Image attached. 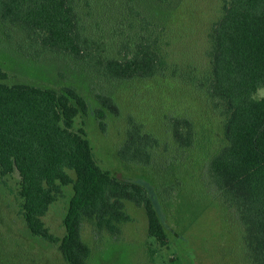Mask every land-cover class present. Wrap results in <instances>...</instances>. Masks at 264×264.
<instances>
[{"label": "trees", "instance_id": "trees-1", "mask_svg": "<svg viewBox=\"0 0 264 264\" xmlns=\"http://www.w3.org/2000/svg\"><path fill=\"white\" fill-rule=\"evenodd\" d=\"M222 1V14L209 32L211 68L196 82L225 116L222 143L206 151L207 170L197 176L204 174L205 185L235 208L249 261L264 264V96H255L264 86V0ZM179 4L0 0V23L26 32L19 46L29 53L70 54L96 73L118 80L153 78L167 68L163 44ZM97 98L99 106L91 108L74 84L11 82L0 66V183L6 186L8 176L18 175L20 212L28 228L57 244L68 264H90L84 222L91 223L95 235L102 230L121 234L123 223L132 219L126 201L145 208L148 232L159 246L170 240L146 186L98 162L85 116L92 113L105 131L107 112L119 115L120 106L110 94L99 93ZM171 126L177 150L196 144L198 131L189 117L175 116ZM162 143L159 134L130 118L118 154L139 166L155 167ZM179 154L170 155L171 167L181 163ZM68 185L73 193L63 219L65 232L59 236L50 231L44 216Z\"/></svg>", "mask_w": 264, "mask_h": 264}, {"label": "rangeland", "instance_id": "rangeland-1", "mask_svg": "<svg viewBox=\"0 0 264 264\" xmlns=\"http://www.w3.org/2000/svg\"><path fill=\"white\" fill-rule=\"evenodd\" d=\"M176 1L180 4L167 26L163 44L168 65L153 78L118 80L96 73L70 54L51 50L29 53L19 46L27 39L26 32L0 23V66L8 71L9 81L55 87L74 84L91 108L99 106V93L115 97L120 114L107 112L105 131L92 113L85 116L96 158L118 176L146 186L167 225L170 240L161 247L148 232L145 208L132 201H126L132 219L123 223L121 234L102 230L95 235L91 223L84 222L83 238L92 250L90 264H251L235 208L205 185L208 179L204 174L197 176L207 170L210 154L206 151L222 143L225 116L212 107L196 82L210 71L209 32L222 14L223 1ZM255 96H264V86ZM175 116L189 117L198 131L196 144L184 152L176 149L169 133ZM130 118L160 135L163 143L154 161L159 166H139L118 154ZM176 153H181L178 157L181 155L182 161L171 167L167 161ZM6 180V186L0 183V264H68L57 244L28 228L20 212L18 175ZM72 193V186H66L65 195L51 204L44 216L56 235L65 232L63 219Z\"/></svg>", "mask_w": 264, "mask_h": 264}]
</instances>
